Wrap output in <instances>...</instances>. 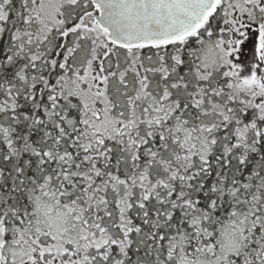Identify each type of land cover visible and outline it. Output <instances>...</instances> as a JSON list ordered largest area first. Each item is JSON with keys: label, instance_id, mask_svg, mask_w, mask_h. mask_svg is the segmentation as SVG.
<instances>
[{"label": "snow or ice", "instance_id": "obj_1", "mask_svg": "<svg viewBox=\"0 0 264 264\" xmlns=\"http://www.w3.org/2000/svg\"><path fill=\"white\" fill-rule=\"evenodd\" d=\"M0 264H264V0H0Z\"/></svg>", "mask_w": 264, "mask_h": 264}]
</instances>
